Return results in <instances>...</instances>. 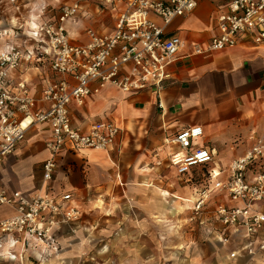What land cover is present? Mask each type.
Returning a JSON list of instances; mask_svg holds the SVG:
<instances>
[{
  "label": "crops",
  "instance_id": "1",
  "mask_svg": "<svg viewBox=\"0 0 264 264\" xmlns=\"http://www.w3.org/2000/svg\"><path fill=\"white\" fill-rule=\"evenodd\" d=\"M79 1L83 3L82 15L88 12L87 8L92 2L96 7L95 12L107 11L114 19L109 6H99L95 0ZM1 4L19 8L18 0ZM59 5L52 6L51 11L54 10V13L50 15L37 5V12L29 16L28 26L34 27L36 23L54 18ZM226 9L224 0H198L195 10L175 18L166 33L178 34L187 43L204 45L214 34L217 15ZM152 18L160 23L158 18ZM6 20L11 25V18ZM6 20L0 19V52L14 43L41 56L39 60L34 57L29 61L23 60L13 72V77L15 82H25L29 96L33 99L31 108H44L42 90L56 79L50 70L48 57L28 32H22L25 37L23 40L15 24L4 27ZM76 26L67 23L69 38L73 43H84L85 30L91 27L73 32ZM112 29L113 26L108 31L93 30L108 33ZM186 51L181 50L177 59L167 67L169 78L158 94L153 90L126 94L107 85L97 93L90 94L83 104L72 103L69 108L72 125L80 130H86L92 123L102 120H112L119 127H126L128 122L135 124L145 117L153 119L155 124L149 131L146 147L147 151L155 149L150 183H108L109 178L114 176V167L120 164L124 156L121 136L105 151L88 149L76 154L62 152L48 185L54 192H70L74 195L82 209L79 224L76 227L65 226L57 232V252L42 246L31 250L22 248L20 244H10L0 252L15 254L16 257L9 260L0 254V264H160L156 258V242L159 241L156 219L169 211L166 205L171 192L153 182L166 177L165 172H171L175 183L181 182L184 188H189V197L174 196L182 203L179 208L185 207L192 211L198 187H189L188 183L192 182L197 170H201V175L197 173L200 182H203L200 187H208L210 191L204 212L209 214L206 219L210 220L213 229L211 239L225 248L224 256L227 261L230 260L228 254L240 237L233 239V235L227 234L224 241L219 240L217 230L220 226L213 218L212 211L219 203L230 204V200L215 189L214 184L227 176V168L233 159L244 156L257 139L264 137V46H256L245 38L235 47L222 51L192 56H186ZM192 126H201L203 136L193 141L190 150L209 147L214 152V162L193 167L187 175L178 176L167 158L170 152L182 150L170 141L179 131ZM48 135L46 124L27 131L17 149L0 163V189L28 195L43 187L41 166L47 157L45 141ZM65 159L80 161L77 165L67 163L63 170L60 165ZM207 166H210L207 171L216 174V178H211L208 172H202ZM12 214L10 207L0 205V219ZM179 249L181 254L185 253L184 247ZM216 254L220 255V252L215 251L212 257ZM262 256L264 254L253 260L256 262ZM184 258L178 259L179 262L193 264L192 258L196 257L190 260Z\"/></svg>",
  "mask_w": 264,
  "mask_h": 264
},
{
  "label": "built area",
  "instance_id": "2",
  "mask_svg": "<svg viewBox=\"0 0 264 264\" xmlns=\"http://www.w3.org/2000/svg\"><path fill=\"white\" fill-rule=\"evenodd\" d=\"M95 1L99 6L110 7L113 29L101 33L87 28L84 43L71 42L66 28L67 23L77 25L76 18L83 14L79 0L60 4L54 18L29 27L28 34L42 46L56 78L42 90L44 108L32 109L33 99L25 82H15L13 77L23 60H39L41 56L14 43L0 52V163L17 149L30 128L40 124L49 128L45 141L47 157L41 166L43 187L28 195L0 189V205L13 210L11 216L0 219V251L10 244H20L24 249L42 246L57 252V232L65 226L76 227L81 220L82 209L74 195L54 192L48 185L58 157L62 152L105 151L115 144L121 128L112 120L97 121L86 130L74 127L69 109L72 103L83 104L90 94L107 85L126 94L146 90L158 94L169 78L167 67L183 49L187 50L186 56L222 51L245 38L256 46H264V0H224L227 9L217 15L214 34L204 45L187 43L178 34L166 33L175 18L195 10L198 0ZM201 136L202 127L192 126L179 131L170 141L182 150L170 152L167 158L178 176L214 162V152L209 147L190 150L193 141ZM262 158L264 137L257 139L244 156L233 159L227 176L214 184L230 200V204L219 203L212 211L220 226L219 240L224 241L227 234L233 239L240 237L228 254L230 260L243 258L248 263L264 254V167L259 165ZM212 173L208 172L216 178ZM209 198L208 187L197 189L192 212L200 218V224ZM3 255L9 260L16 257L7 252Z\"/></svg>",
  "mask_w": 264,
  "mask_h": 264
},
{
  "label": "rangeland",
  "instance_id": "3",
  "mask_svg": "<svg viewBox=\"0 0 264 264\" xmlns=\"http://www.w3.org/2000/svg\"><path fill=\"white\" fill-rule=\"evenodd\" d=\"M70 2L72 0H18L19 8H10L6 5H0V19L11 18L12 23L15 28L18 30L19 35L24 40L25 37L22 35V32H28L29 26L27 21L30 14H34L36 11V6L40 5V8L43 7L45 13L48 15L54 13V10L51 11L52 6L62 4L64 2ZM95 4L91 2L90 6L87 8L88 12L85 15H80L76 18V27H72L75 32L83 30L84 27H91L98 31L106 30L108 31L112 28L114 19L111 17L110 13L107 11L98 13L95 12ZM18 17L16 20L15 18ZM2 23V22H1ZM6 26L10 27L8 21H4ZM69 30L71 28L69 27ZM155 124V121L149 117H145L144 120L138 121L135 124L128 122L126 127L121 126V136L120 140L123 141L124 152L120 164L115 168L114 176L109 178V184L117 185H138V184H149L150 177L153 175V155L155 149L152 151H147L148 148V134L151 128ZM147 147V148H146ZM144 153V154H142ZM142 154V155H141ZM80 160L76 159H65V162L60 165L64 170L66 169L67 163L77 165ZM259 165L264 167V160H260ZM59 167V168H60ZM210 169V166L202 169V172L206 173ZM197 173L201 175V170H197L193 174V179L189 184V187H200L199 177ZM164 174V173H160ZM166 177L158 178L156 183L162 185V187L167 188L171 192V198L166 205L167 210L161 216H158L156 219V258L157 263L160 264H183L180 263L178 259L185 257L187 260H190L192 257L193 264H264V256L258 258L256 262L246 260H226L224 256L225 248L220 243L212 241V228L210 220L206 219L209 217L207 212L202 214L204 218L203 224H200V218L195 216L192 211L186 209L185 207L179 208V200L175 197H189V188H184L183 183L174 182V176L171 172H165ZM175 196V197H174ZM204 216V217H203ZM184 247L185 253L181 254L179 248ZM179 249V250H178ZM219 251V254H216L215 257H212L215 251ZM184 258V259H185ZM213 258V259H212ZM221 258V259H220ZM227 261V262H226ZM218 262V263H217Z\"/></svg>",
  "mask_w": 264,
  "mask_h": 264
}]
</instances>
